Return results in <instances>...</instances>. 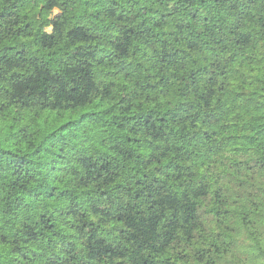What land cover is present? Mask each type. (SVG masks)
Wrapping results in <instances>:
<instances>
[{
  "label": "trees",
  "instance_id": "trees-1",
  "mask_svg": "<svg viewBox=\"0 0 264 264\" xmlns=\"http://www.w3.org/2000/svg\"><path fill=\"white\" fill-rule=\"evenodd\" d=\"M0 264H264V0H0Z\"/></svg>",
  "mask_w": 264,
  "mask_h": 264
}]
</instances>
